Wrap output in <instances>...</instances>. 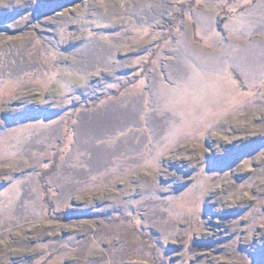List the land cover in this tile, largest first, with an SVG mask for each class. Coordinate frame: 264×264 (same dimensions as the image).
<instances>
[{
	"label": "rangeland",
	"instance_id": "rangeland-1",
	"mask_svg": "<svg viewBox=\"0 0 264 264\" xmlns=\"http://www.w3.org/2000/svg\"><path fill=\"white\" fill-rule=\"evenodd\" d=\"M1 28L0 264H264V0H0Z\"/></svg>",
	"mask_w": 264,
	"mask_h": 264
},
{
	"label": "water",
	"instance_id": "water-1",
	"mask_svg": "<svg viewBox=\"0 0 264 264\" xmlns=\"http://www.w3.org/2000/svg\"><path fill=\"white\" fill-rule=\"evenodd\" d=\"M41 16H43L42 14H38L36 17L39 19V18H41ZM5 29H3V28H1L0 29V33H5Z\"/></svg>",
	"mask_w": 264,
	"mask_h": 264
}]
</instances>
